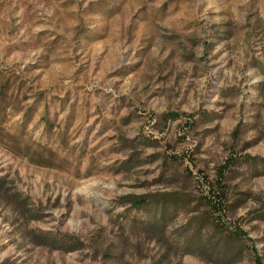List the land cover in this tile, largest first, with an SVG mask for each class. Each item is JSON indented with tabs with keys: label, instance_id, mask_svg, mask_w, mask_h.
<instances>
[{
	"label": "rangeland",
	"instance_id": "1",
	"mask_svg": "<svg viewBox=\"0 0 264 264\" xmlns=\"http://www.w3.org/2000/svg\"><path fill=\"white\" fill-rule=\"evenodd\" d=\"M0 264H264V0H0Z\"/></svg>",
	"mask_w": 264,
	"mask_h": 264
},
{
	"label": "trees",
	"instance_id": "2",
	"mask_svg": "<svg viewBox=\"0 0 264 264\" xmlns=\"http://www.w3.org/2000/svg\"><path fill=\"white\" fill-rule=\"evenodd\" d=\"M146 202L144 201V200H141V201H137V202H135V205L138 207V206H140V205H143V204H145ZM220 203V202H219Z\"/></svg>",
	"mask_w": 264,
	"mask_h": 264
}]
</instances>
